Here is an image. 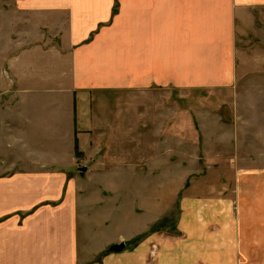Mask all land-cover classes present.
<instances>
[{
    "label": "crops",
    "instance_id": "obj_1",
    "mask_svg": "<svg viewBox=\"0 0 264 264\" xmlns=\"http://www.w3.org/2000/svg\"><path fill=\"white\" fill-rule=\"evenodd\" d=\"M12 2L0 22V264H264V157L226 159L232 169L195 180L173 218L157 186L112 202L102 180L121 174L90 158L102 97L191 91L192 60L214 41L203 87L232 83L234 24L264 0ZM112 221L124 229L100 237Z\"/></svg>",
    "mask_w": 264,
    "mask_h": 264
},
{
    "label": "rangeland",
    "instance_id": "obj_2",
    "mask_svg": "<svg viewBox=\"0 0 264 264\" xmlns=\"http://www.w3.org/2000/svg\"><path fill=\"white\" fill-rule=\"evenodd\" d=\"M114 5L112 15L117 1ZM259 8L234 24L237 49L232 83L203 87L204 78L216 72L215 64L203 65L210 60L207 53L220 49L214 41L213 50L200 57L196 52L198 57L192 60L191 91L174 94L176 90L168 87L157 93L118 90L111 98L102 97V105L94 102L99 132L93 135L97 140L90 158L100 160L101 171L121 174L110 183L100 178L115 190L112 202L128 207L137 199L139 204L142 195L146 197L157 186L160 194L163 189L165 211L173 218L185 190L195 180L203 186L209 172L232 169L226 159L238 153L264 157V7ZM12 9V0H0V22L3 13ZM4 20L7 25L12 19ZM5 29L11 34V28ZM198 44L192 49L201 51ZM116 217L119 220L121 213ZM123 225L125 221H112L100 237L124 229Z\"/></svg>",
    "mask_w": 264,
    "mask_h": 264
},
{
    "label": "water",
    "instance_id": "obj_3",
    "mask_svg": "<svg viewBox=\"0 0 264 264\" xmlns=\"http://www.w3.org/2000/svg\"><path fill=\"white\" fill-rule=\"evenodd\" d=\"M78 171H80L81 175L84 174V172L86 171L85 167H80L78 168ZM124 248V243H118V244H114L109 248V251H114V252H119L121 250H123Z\"/></svg>",
    "mask_w": 264,
    "mask_h": 264
},
{
    "label": "trees",
    "instance_id": "obj_4",
    "mask_svg": "<svg viewBox=\"0 0 264 264\" xmlns=\"http://www.w3.org/2000/svg\"><path fill=\"white\" fill-rule=\"evenodd\" d=\"M115 11H116V10H114V12H115ZM75 148H76V150H77V144H76V147H75ZM76 154H77V153H76Z\"/></svg>",
    "mask_w": 264,
    "mask_h": 264
}]
</instances>
